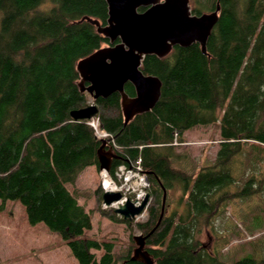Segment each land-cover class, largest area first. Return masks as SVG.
<instances>
[{
    "label": "trees",
    "instance_id": "1",
    "mask_svg": "<svg viewBox=\"0 0 264 264\" xmlns=\"http://www.w3.org/2000/svg\"><path fill=\"white\" fill-rule=\"evenodd\" d=\"M196 13L220 6L206 44L175 46L164 57L148 55L141 70L161 80L155 106L123 124L120 95L94 100L97 117L113 136L121 164L140 165L149 181L150 202L142 222L124 220L103 208V188L86 209L69 189L89 166L99 169L100 146L85 120L70 110L88 101L77 81L76 63L108 43L85 16L105 24V0H0V198L19 200L31 224L43 222L60 233L79 264H117L111 240L85 237L92 214L119 221L146 235L155 264H264L246 254L229 263L201 242L230 198L254 197L262 188L253 162L241 170L246 146L264 155V0H190ZM47 5V6H45ZM128 95L134 87L125 84ZM220 120L219 147L212 164L190 174L173 165L174 140L192 128ZM250 170V171H249ZM115 177V176H114ZM247 177L239 190L233 184ZM259 182L255 188L254 182ZM166 189L164 213L157 224ZM178 187L177 208L166 213L167 192ZM259 188V189H258ZM254 222L262 219L257 215ZM157 224V225H156ZM134 241V240H133ZM123 261L131 260L130 248Z\"/></svg>",
    "mask_w": 264,
    "mask_h": 264
},
{
    "label": "water",
    "instance_id": "2",
    "mask_svg": "<svg viewBox=\"0 0 264 264\" xmlns=\"http://www.w3.org/2000/svg\"><path fill=\"white\" fill-rule=\"evenodd\" d=\"M108 16L105 24L88 16L87 20L96 26L99 34L109 40L76 63L79 74L77 85L81 92H86L90 99L84 106L70 110L74 121L88 120L98 113L94 100L106 98L116 92L120 95V107L123 124H127L135 115L151 110L161 95V80L141 70L142 61L148 55L166 56L173 47H187L198 43L206 53V44L211 30L219 18L220 6L214 10L195 14L189 0H105ZM143 8V10H140ZM134 87V95L125 91V84ZM97 150L99 169L109 172L113 159L119 158L108 139H99ZM163 190L162 208L166 199ZM120 191L103 189L101 201L105 208H113L115 214L124 220H134L148 206L150 193L146 192L139 204L129 197L122 200ZM156 224V225H157ZM152 229L150 232H152ZM149 232V234H150ZM149 234L133 236L136 247L131 260H140L144 264H155L145 248ZM121 264H126L122 261Z\"/></svg>",
    "mask_w": 264,
    "mask_h": 264
},
{
    "label": "rangeland",
    "instance_id": "3",
    "mask_svg": "<svg viewBox=\"0 0 264 264\" xmlns=\"http://www.w3.org/2000/svg\"><path fill=\"white\" fill-rule=\"evenodd\" d=\"M47 6V5H45ZM90 99L88 95V100ZM220 120L213 124L192 128L187 136L183 134L184 141L175 144L173 165L190 174H195L204 165L212 164L215 160L216 149L219 146ZM185 136V137H184ZM247 154L240 161L241 170L248 172L249 162H253V169L257 179L261 178L262 188L254 197H233L224 203L221 213L213 221V231H206L201 236L203 247L214 250L217 245V256L225 263L238 259L246 254L256 257L264 256V155L261 152L246 146ZM250 171V170H249ZM95 166L87 167L77 178L76 182L69 185L80 199L86 209L93 206V193L99 184L103 188L104 176ZM117 185L120 181L107 174ZM247 177H243L232 186L233 191L241 189ZM129 183H135L132 179ZM255 188L259 182H254ZM257 186V187H256ZM148 186L146 192H148ZM181 190L176 186L167 192L169 203L166 213L174 209L183 210V203L178 205ZM131 197V195H129ZM150 202V201H149ZM101 205L103 208L104 205ZM262 222H254L255 216ZM147 208L134 222L146 219ZM141 234L136 228L130 230L128 226L119 221L92 214V228L86 230L85 237L111 240L114 252L121 264L130 248L133 253L136 247L133 236ZM146 246V245H145ZM0 264H79L71 252L66 241L60 233L50 230L43 222L31 224L26 215L25 207L19 200L0 198Z\"/></svg>",
    "mask_w": 264,
    "mask_h": 264
},
{
    "label": "built area",
    "instance_id": "4",
    "mask_svg": "<svg viewBox=\"0 0 264 264\" xmlns=\"http://www.w3.org/2000/svg\"><path fill=\"white\" fill-rule=\"evenodd\" d=\"M85 121L87 122L88 125H90L93 128L94 134L97 139H102V138L108 139V142L111 146H116L114 143L113 136L102 128L97 116H94ZM177 143H178L177 140L173 141V144H177ZM107 174L108 173H106L105 171L103 172V176H107L110 179V177ZM114 176L113 178L119 180L120 184L117 185L116 182L110 179V181L114 185V188H111L108 190L120 191L123 194L122 200H124L126 197H129V195H131V197L129 198L135 204H139V202L142 200L143 196L145 195L146 193L145 190H146V187L148 186V180H147L145 172L143 171L140 165V160H137V162L134 165L133 164L119 165L118 168L114 172ZM132 179L135 181V183L133 184L129 183V181ZM103 189H107V188L103 185ZM142 213L140 215H142ZM140 215L136 216L135 219L138 218Z\"/></svg>",
    "mask_w": 264,
    "mask_h": 264
},
{
    "label": "bare ground",
    "instance_id": "5",
    "mask_svg": "<svg viewBox=\"0 0 264 264\" xmlns=\"http://www.w3.org/2000/svg\"><path fill=\"white\" fill-rule=\"evenodd\" d=\"M146 177H147V175H146ZM147 180H148V179H147ZM103 185H104L107 189L114 188L113 183L110 181V179H109L107 176H104Z\"/></svg>",
    "mask_w": 264,
    "mask_h": 264
},
{
    "label": "flooded vegetation",
    "instance_id": "6",
    "mask_svg": "<svg viewBox=\"0 0 264 264\" xmlns=\"http://www.w3.org/2000/svg\"><path fill=\"white\" fill-rule=\"evenodd\" d=\"M189 3H190V0H189ZM190 6H191V3H190ZM191 9H192V6H191ZM140 10H143V8H140ZM210 11H212V10H210ZM210 11H204V12H210ZM192 12L193 13H195V14H199V13H196V12H194L193 10H192ZM200 13H203V12H200ZM101 23V22H100ZM101 24H103V23H101ZM107 44H109V40H108V43ZM200 46V45H199ZM201 48V47H200ZM204 54H206V53H204Z\"/></svg>",
    "mask_w": 264,
    "mask_h": 264
},
{
    "label": "crops",
    "instance_id": "7",
    "mask_svg": "<svg viewBox=\"0 0 264 264\" xmlns=\"http://www.w3.org/2000/svg\"><path fill=\"white\" fill-rule=\"evenodd\" d=\"M189 132H190V129H189V130H187V131L185 132V134H184V135H185V136H187ZM185 136H184V137H185ZM184 139H185V138H184ZM218 147H219V146H217V147H215V148H217V149H218ZM217 149H216V151H217Z\"/></svg>",
    "mask_w": 264,
    "mask_h": 264
}]
</instances>
